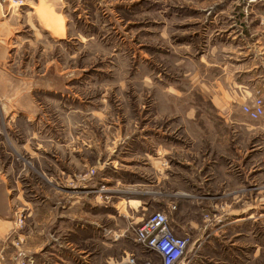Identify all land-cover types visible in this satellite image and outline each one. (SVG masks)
Masks as SVG:
<instances>
[{"label": "rangeland", "instance_id": "obj_1", "mask_svg": "<svg viewBox=\"0 0 264 264\" xmlns=\"http://www.w3.org/2000/svg\"><path fill=\"white\" fill-rule=\"evenodd\" d=\"M0 1V264H264V0Z\"/></svg>", "mask_w": 264, "mask_h": 264}, {"label": "built area", "instance_id": "obj_2", "mask_svg": "<svg viewBox=\"0 0 264 264\" xmlns=\"http://www.w3.org/2000/svg\"><path fill=\"white\" fill-rule=\"evenodd\" d=\"M243 111L251 119L264 114V99L257 97L252 105L245 104ZM135 240L144 249L146 256L141 260L135 253H128L117 264H180L187 253L190 237L173 233L168 215L163 211L154 212L135 233Z\"/></svg>", "mask_w": 264, "mask_h": 264}, {"label": "crops", "instance_id": "obj_3", "mask_svg": "<svg viewBox=\"0 0 264 264\" xmlns=\"http://www.w3.org/2000/svg\"><path fill=\"white\" fill-rule=\"evenodd\" d=\"M2 7H3V4L1 3L0 1V39H1V36H2V15H1V11H2ZM0 54H1V40H0ZM1 58V57H0ZM243 107V106H242ZM243 110V109H242ZM244 112V111H243ZM247 115V114H246ZM251 119V118H250ZM173 228L174 230L176 229L178 233H180V235L182 233H185L187 232V227H182V226H178L176 224L173 225Z\"/></svg>", "mask_w": 264, "mask_h": 264}]
</instances>
